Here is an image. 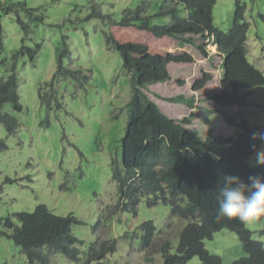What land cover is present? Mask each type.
<instances>
[{
  "label": "rangeland",
  "instance_id": "374dc122",
  "mask_svg": "<svg viewBox=\"0 0 264 264\" xmlns=\"http://www.w3.org/2000/svg\"><path fill=\"white\" fill-rule=\"evenodd\" d=\"M165 1L0 0L3 7L0 62L7 63L0 65V77L14 64L12 55L27 50L16 62L19 103L23 110L18 113L9 106L4 109L13 116L18 128L8 135L0 125V142L7 147L0 149V219L15 220L17 214L33 213L39 205L58 217L72 215L81 223L71 229L80 241L76 247L80 259L98 240L115 242L114 253L102 264H162L160 247L164 242H169L171 252L175 253L187 221L172 217L170 208L163 204L149 208L143 199L136 214L118 212L106 226L94 230L104 211L117 204L112 170L113 164L122 170L120 142L125 135L131 99L129 76L122 68V59L106 46L105 36L111 33L120 43L147 46L148 52L134 55L136 58L153 60L168 53H190L195 59L193 64H170L172 81L145 89L146 95L173 120L196 113L199 118L193 120L190 129L198 131L202 139L209 137L210 132L236 139L239 131L228 125L227 117L264 128V83H260L261 78L264 81V0H217L213 10L214 26L228 32L233 25L236 2L246 6L245 22L249 30L245 59L238 53L218 56L213 46H208L209 57L205 59L193 46L169 38L158 40L136 29L109 27L107 22L89 18L95 7L119 22L123 10H134L142 3L147 6L146 15L153 17ZM18 3L39 9L35 14L42 15L43 21H31L21 6L12 12L4 10ZM180 17H185L184 10ZM17 18L29 26L27 35L17 24ZM169 22L168 18L152 19L155 26ZM63 36H67L66 56L62 53ZM28 51L36 52L33 60ZM59 66L81 75L54 78ZM203 73L211 74L213 80L201 91L193 92V83ZM84 76L88 77L87 81ZM238 76H244L245 87L241 86L239 96H245L246 105L222 107L214 103L211 97L220 93V82L239 79ZM41 88L46 98L53 95L48 105L38 96ZM180 96L193 99L194 109L168 102ZM248 164L254 166L253 155ZM144 222H152L155 228L151 249L147 251L141 250L140 226ZM245 226L252 232L253 240L264 245V219ZM204 247L220 257L222 264H232L246 256L238 237L228 230L204 241ZM0 264H28V261L13 241L0 238ZM50 264L69 263L62 255H55L50 257ZM188 264H200V261L195 257Z\"/></svg>",
  "mask_w": 264,
  "mask_h": 264
},
{
  "label": "trees",
  "instance_id": "16d2710c",
  "mask_svg": "<svg viewBox=\"0 0 264 264\" xmlns=\"http://www.w3.org/2000/svg\"><path fill=\"white\" fill-rule=\"evenodd\" d=\"M216 3L217 0H166L153 17L146 15L147 6L142 3L134 10H123L119 22L93 7L89 18L107 22L109 27L136 29L158 40L169 38L182 45L193 46L205 59L209 57L208 46L216 47L218 56L238 53L245 59L249 30V24L245 22L246 6L236 2L233 25L228 32H222L214 26ZM17 6L22 7L21 10L31 21H43L42 15L35 14L39 9L25 7L23 3ZM4 10L9 12L8 9ZM182 10L184 18L180 17ZM153 18H168L170 22L165 26H155L152 25ZM16 22L26 34L29 26L18 18ZM66 41L67 36H63V56L68 54ZM105 42L122 59V68L129 76L131 99L125 135L120 142L122 170L115 164L112 170V179L117 185V204L113 209L104 211L94 230L106 226L110 217L118 212L136 214L137 206L145 199L149 208L163 204L170 208L172 217L187 221L179 235L175 253L171 252L169 242L161 245L162 264H188L195 257L200 264H222L220 257L210 254L204 247V241L212 240L222 230H228L238 237L246 255L232 264H264V245L253 240L252 232L245 224L216 218L217 196L224 176H238L245 183L249 176L264 177V167L248 164L253 155L252 145H260L259 140L253 141L252 134L264 131V128L251 127L244 120L238 122L234 117H227L228 125L239 131L236 139L217 136L212 132L202 139L198 131L190 129L193 120L199 118L196 113L173 120L163 114L145 93V89L151 86L172 81L168 70L170 64H193V57L188 53H168L153 60L141 59L134 55L148 52V47L143 44L120 43L111 33L106 34ZM0 45L2 50L1 40ZM24 51L27 50L21 49L12 55L14 64L5 74L7 77H0V125L8 135L16 131L18 124L4 109L9 106L18 113L23 110L19 103L16 62ZM28 52L33 60L36 52ZM6 64V60L0 62L2 66ZM59 75L75 78L81 73L62 70L59 66L54 78ZM235 79L221 81L220 93L213 95L211 100L222 107L245 106V96H239V89L245 87L242 82L245 81L244 76ZM84 80L87 81L88 77L84 76ZM212 80L211 74L203 73L202 78L193 83L192 91H201ZM261 80L260 83H264ZM179 85H183V82H179ZM42 90L38 96L43 104L48 105L53 95L46 98L41 94ZM168 102L182 103L194 109L193 99L187 100L182 96ZM0 148L4 146L0 145ZM78 225H81L80 221L72 215L58 217L39 205L33 213L17 214L15 220L0 219V238L13 241L28 264H50V257L55 255H62L69 264H102L109 254L114 253L115 242L98 240L80 259V252L76 248L80 241L71 233L72 227ZM140 230L143 233L141 250H150L155 231L152 222L142 223Z\"/></svg>",
  "mask_w": 264,
  "mask_h": 264
},
{
  "label": "clouds",
  "instance_id": "9594fccd",
  "mask_svg": "<svg viewBox=\"0 0 264 264\" xmlns=\"http://www.w3.org/2000/svg\"><path fill=\"white\" fill-rule=\"evenodd\" d=\"M16 6L10 5L4 8L12 12ZM2 8L0 6V9ZM252 139L260 142L259 146L255 143L252 145L254 166L264 167V131L254 132ZM0 143L4 146L0 149L6 150V145L3 142ZM214 159L218 160L219 157H214ZM217 203V220L226 218L230 221L236 220L241 224H251L264 218V177L249 176L248 182L245 183L238 176H224L219 187Z\"/></svg>",
  "mask_w": 264,
  "mask_h": 264
},
{
  "label": "crops",
  "instance_id": "0c3cea01",
  "mask_svg": "<svg viewBox=\"0 0 264 264\" xmlns=\"http://www.w3.org/2000/svg\"><path fill=\"white\" fill-rule=\"evenodd\" d=\"M183 53H185V52H183ZM186 53H188V52H186ZM190 54V53H189ZM192 56V55H191ZM194 59V58H193ZM195 60V59H194ZM170 67V65L168 66V68Z\"/></svg>",
  "mask_w": 264,
  "mask_h": 264
},
{
  "label": "bare ground",
  "instance_id": "6f19581e",
  "mask_svg": "<svg viewBox=\"0 0 264 264\" xmlns=\"http://www.w3.org/2000/svg\"><path fill=\"white\" fill-rule=\"evenodd\" d=\"M214 51V50H213Z\"/></svg>",
  "mask_w": 264,
  "mask_h": 264
}]
</instances>
